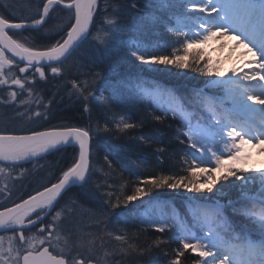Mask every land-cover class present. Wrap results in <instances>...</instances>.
Returning a JSON list of instances; mask_svg holds the SVG:
<instances>
[{
    "label": "snow or ice",
    "instance_id": "obj_1",
    "mask_svg": "<svg viewBox=\"0 0 264 264\" xmlns=\"http://www.w3.org/2000/svg\"><path fill=\"white\" fill-rule=\"evenodd\" d=\"M101 2L28 0L30 14L16 16L9 5H5L8 15L0 13V93H6L0 94V106L11 108L14 119L21 122L18 127H0V232L12 233L0 235V264H107L109 256L119 264L116 255L133 253L142 258L169 241L157 237L142 247L129 243L123 229L120 234L107 229L131 211L130 204L140 201L143 208L145 197L151 211L139 213L142 222L158 233H171L176 242L168 264H182L186 253L196 257L192 264H264V167L254 164V155L264 154V0H147L151 11L133 17L130 25L117 19L121 11L109 0H103L104 13L109 8L112 13L103 15ZM131 7H136L135 0ZM160 28L169 34L165 46L170 42V54L139 39L142 30ZM125 32L130 35L122 37ZM233 36L237 41L233 49L242 45L243 55L251 53L253 59L228 72L222 61L196 47L215 43L222 50ZM85 44L92 54L88 64L78 53ZM114 55L134 59L153 71L175 69L174 74L180 75L188 70L208 79L202 81L204 87L181 93L159 83L145 87L141 80L112 81L99 71H80L100 67ZM70 58L76 74L69 79L71 69L66 73L65 65ZM84 75L91 81L80 78ZM49 77L61 81L60 87L82 112L91 116L98 106L108 119L95 128L91 124L44 127L51 119L50 105L58 102L57 96L59 102L64 98L59 88L47 96L41 82L46 84ZM98 81L101 87H96ZM125 91L148 102L155 121L178 122L176 141L182 149L169 153L179 157V172L161 169L155 175L137 176L130 194L127 181L116 190L107 181L92 180L96 175L93 137L118 138L137 128L112 106ZM134 139L147 145L163 143L150 136ZM69 148L68 157L49 161ZM122 151L105 149L104 176L117 168L126 170L129 157ZM155 151L163 163L168 149ZM131 162L147 164L141 157ZM33 175L42 179L27 190L23 180ZM73 189L85 201L99 203L88 215L95 225L103 226L102 234L65 227V220L83 207L75 194L68 195ZM160 189L177 193L186 206L184 215L175 203L159 199ZM230 193L236 199L225 201ZM104 235L121 246L98 257L96 241L103 248Z\"/></svg>",
    "mask_w": 264,
    "mask_h": 264
},
{
    "label": "trees",
    "instance_id": "obj_2",
    "mask_svg": "<svg viewBox=\"0 0 264 264\" xmlns=\"http://www.w3.org/2000/svg\"><path fill=\"white\" fill-rule=\"evenodd\" d=\"M109 2L116 8L121 11V17L117 19L121 20V23L125 25H130L133 17H141L149 13L151 9L147 6V0H135L136 7H131L132 0H109ZM28 0H0V13L8 15V9L5 8V5L11 6L12 12L16 16L30 14L27 9ZM99 11L103 15H111L112 8L108 9L107 13H104V2L102 0ZM103 15L100 19L97 20V26H99ZM27 35V33H24ZM35 35V33L33 34ZM130 33H122V37H127ZM168 33L165 29H154L142 30L138 36L139 39L144 41L146 44H150L155 47L157 44L160 45L158 51L162 54H170L171 47L170 42L169 46H165V41L168 38ZM88 45L85 44L80 50L79 54L84 56L83 63L88 64L90 61L88 57L92 54L87 51ZM72 59L66 63V73L71 69V73L68 74V78H71V75L76 74V69L72 67ZM163 67V66H161ZM83 73L91 72H102L108 75V79L115 81L121 78H131L133 80L145 81V87H150L154 83H159L162 86H170L180 90L181 93L189 92L196 87H204L202 81L205 77H201L198 74L185 70L180 75H175L178 70L172 69L170 71H153L148 69L147 66H141L138 62H135L134 59H125L120 56H113L111 60H106L103 65L100 67H84L80 69ZM81 79H88L91 81L92 77L84 75L80 77ZM61 81L52 80L48 78V82L45 84L41 82V85L48 89L47 96H51L57 91V88L60 89L61 95H63V101H60V96L56 97L57 103L50 105V122L45 124L44 127L60 126V125H73L87 127L89 124L95 128V125L99 122L103 124L105 119H108V116L105 115L101 107H94L91 116L89 114L82 112L81 106L74 103L72 100H69L65 90L60 87ZM96 87H101V82L98 81ZM6 95V93H0ZM105 96H108V93H104ZM113 109L115 112H118L123 115H127L131 120L137 123V128L130 130V133L127 135H122L120 137L105 136L103 138L93 137V166L96 171V175L93 176V182H100L113 184V187L116 190H119L120 185L125 181L128 182L127 191L130 194L131 186L137 181V176H148L155 175L160 173L161 169H164L168 172H179L180 168L177 166L179 163V157L170 156L173 150L181 152L182 149L178 145L177 131H178V122L171 118L164 120L163 122L155 121L152 117L153 108L149 105L148 102L141 100L139 96L131 94L127 91L123 92L121 99L118 102L112 103ZM11 113V114H10ZM13 111H10L9 108H4L0 106V127L7 125L8 127H18L21 122L14 119L12 115ZM156 114H159L158 112ZM110 115V114H109ZM143 122V127H140V123ZM140 136H150L153 138H160L162 144H142L139 143L135 137ZM123 148L125 151L121 152V155L129 157L126 163V170L121 172L120 168H117L114 175L110 176H100V172L103 171V167L106 169L104 164L103 157L105 155V149L107 148ZM159 147H166L168 152L164 154L163 163L158 162V153L156 149ZM72 153V149H67L66 152L57 153L55 156H50L49 161L55 163L60 161L61 157H68ZM141 157L147 160V164L138 165L134 164L131 161ZM25 167H31V165H25ZM15 176V173H13ZM42 177L40 175L28 176L23 180L25 185H29L27 190H31L32 187H35L38 182H40ZM160 200L168 201L170 203H175L176 207L181 211V214H185L186 206L181 203L180 198L177 193L169 192L167 189H160ZM75 194L77 200L82 204V208L75 210L74 215L69 216L65 220V227H73L74 229L82 233H95L97 235L102 234L104 231L103 226H97L94 224L93 220L89 217L88 211L95 210L99 208V203L85 201L82 196L79 195L78 189H73L68 195L71 196ZM156 195V193H153ZM210 195V194H205ZM236 196V195H235ZM15 199V196L12 197ZM145 205L143 208L140 207V201L134 202V204L129 205L131 211H127L126 214L119 218V221L114 223L113 226L109 227L107 231L114 232V234H120L121 229L127 234L129 238V243H135L142 247H147L151 244L153 240L157 237H161L169 242L166 245L161 246L159 249H153L150 252H146L145 255L141 258L138 254L133 253L128 256L121 258V255H116L115 261H119V264H168V260L172 257V250L176 248V242L171 239V233H158L154 231L149 225L145 222H142V218L139 215L140 212L145 210L151 211L148 208L147 200L145 197ZM64 219V217H62ZM112 224V221L109 222ZM0 235L11 236L12 233H0ZM91 238V237H89ZM104 245L101 248L100 241H96V247L101 254H104V251L111 252L113 249H117L121 246L120 242L116 241L114 237H109L104 235ZM7 244V239L5 240ZM97 251V253H98ZM167 252L168 256H165L164 253ZM186 259L183 260L182 264H192L193 260L196 259L191 253H186ZM100 257V256H99ZM107 264H115L113 257L109 256L107 258Z\"/></svg>",
    "mask_w": 264,
    "mask_h": 264
},
{
    "label": "rangeland",
    "instance_id": "obj_3",
    "mask_svg": "<svg viewBox=\"0 0 264 264\" xmlns=\"http://www.w3.org/2000/svg\"><path fill=\"white\" fill-rule=\"evenodd\" d=\"M237 43L236 37L233 36L231 40L227 42V46L224 47L222 50L219 49L218 45L215 43L209 44V45H197V48H203L204 51L211 55L214 60H220L222 61V68L225 72H228V70L232 67H240L243 65L244 61H250L253 59L252 54L248 53L247 55H243V53L246 52V49L243 48L241 45L240 47H235L233 49V46ZM205 80L208 79L207 77L204 78ZM11 90H15L14 88ZM10 111H13L11 108H9ZM23 110V109H21ZM11 114V113H10ZM14 115V112L12 113ZM255 152V150H253ZM254 164L255 167H264V154H255L254 155ZM219 175V173H217ZM219 187V185H217ZM229 197L232 199H236L235 193H230L229 196L224 197V200L226 201ZM170 203V202H169ZM5 247H7V244H5ZM97 248V247H96ZM98 249V248H97ZM96 255L99 257H102L103 254H101L100 251L96 253Z\"/></svg>",
    "mask_w": 264,
    "mask_h": 264
},
{
    "label": "bare ground",
    "instance_id": "obj_4",
    "mask_svg": "<svg viewBox=\"0 0 264 264\" xmlns=\"http://www.w3.org/2000/svg\"><path fill=\"white\" fill-rule=\"evenodd\" d=\"M107 171H108L107 168L105 169V168L103 167V171L100 172V176H104L103 173H104V172H107ZM114 173H115V172H114ZM114 173H113L112 175H110V177H112V176L114 175ZM79 195H80V194H79Z\"/></svg>",
    "mask_w": 264,
    "mask_h": 264
},
{
    "label": "water",
    "instance_id": "obj_5",
    "mask_svg": "<svg viewBox=\"0 0 264 264\" xmlns=\"http://www.w3.org/2000/svg\"><path fill=\"white\" fill-rule=\"evenodd\" d=\"M0 210H2V209H0ZM1 233V232H0Z\"/></svg>",
    "mask_w": 264,
    "mask_h": 264
}]
</instances>
